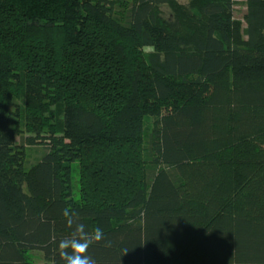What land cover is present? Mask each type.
I'll list each match as a JSON object with an SVG mask.
<instances>
[{
	"label": "trees",
	"instance_id": "1",
	"mask_svg": "<svg viewBox=\"0 0 264 264\" xmlns=\"http://www.w3.org/2000/svg\"><path fill=\"white\" fill-rule=\"evenodd\" d=\"M76 223L98 264H264V0H0V264Z\"/></svg>",
	"mask_w": 264,
	"mask_h": 264
},
{
	"label": "clouds",
	"instance_id": "2",
	"mask_svg": "<svg viewBox=\"0 0 264 264\" xmlns=\"http://www.w3.org/2000/svg\"><path fill=\"white\" fill-rule=\"evenodd\" d=\"M67 218V226L73 227L74 213L71 209L65 208L62 213ZM104 239V231L99 226L91 232L85 231V225L76 223L70 238L62 239L59 242V254L65 264H98L97 259L88 255V249L94 242Z\"/></svg>",
	"mask_w": 264,
	"mask_h": 264
},
{
	"label": "rangeland",
	"instance_id": "3",
	"mask_svg": "<svg viewBox=\"0 0 264 264\" xmlns=\"http://www.w3.org/2000/svg\"><path fill=\"white\" fill-rule=\"evenodd\" d=\"M188 2H189V0H180V4H183V5H187ZM162 10L164 11L163 17L167 21H171L173 19V16H172L170 8L168 6H163ZM243 14H244V8L241 6H237L234 16L237 19H241L243 17ZM146 29L149 32V34L151 35V37L153 38L154 43H155L152 50L155 52H159L164 45L165 37L159 35L156 30H153L149 27H146ZM56 155L63 162H66V161L76 162L79 158L78 150L73 148V147H70V146H64V147L56 150ZM27 156L29 157L30 154H28Z\"/></svg>",
	"mask_w": 264,
	"mask_h": 264
}]
</instances>
